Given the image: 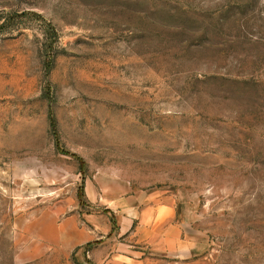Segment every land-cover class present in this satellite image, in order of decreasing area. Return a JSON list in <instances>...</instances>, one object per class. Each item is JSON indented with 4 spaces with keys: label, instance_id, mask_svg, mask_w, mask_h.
Here are the masks:
<instances>
[{
    "label": "rangeland",
    "instance_id": "1",
    "mask_svg": "<svg viewBox=\"0 0 264 264\" xmlns=\"http://www.w3.org/2000/svg\"><path fill=\"white\" fill-rule=\"evenodd\" d=\"M0 264H264V0H0Z\"/></svg>",
    "mask_w": 264,
    "mask_h": 264
},
{
    "label": "trees",
    "instance_id": "2",
    "mask_svg": "<svg viewBox=\"0 0 264 264\" xmlns=\"http://www.w3.org/2000/svg\"><path fill=\"white\" fill-rule=\"evenodd\" d=\"M53 62H54V58H52V57L46 60L45 67L47 69V72H49V70L51 69ZM50 121H51L50 123L53 127V130H54V133L57 136V132H58L57 122H56V118H55L53 113L50 114ZM84 195H85V191L83 188L82 191L80 192V196H79L81 198V203L83 202ZM91 243L92 242H88V244H91Z\"/></svg>",
    "mask_w": 264,
    "mask_h": 264
},
{
    "label": "crops",
    "instance_id": "3",
    "mask_svg": "<svg viewBox=\"0 0 264 264\" xmlns=\"http://www.w3.org/2000/svg\"><path fill=\"white\" fill-rule=\"evenodd\" d=\"M159 209V206L157 207ZM156 209V208H155ZM158 209H156L157 211H159Z\"/></svg>",
    "mask_w": 264,
    "mask_h": 264
}]
</instances>
